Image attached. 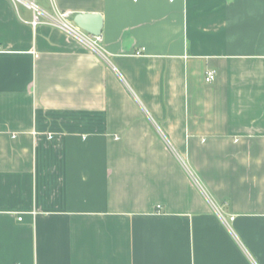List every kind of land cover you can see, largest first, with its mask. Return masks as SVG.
I'll use <instances>...</instances> for the list:
<instances>
[{"label":"crops","instance_id":"1","mask_svg":"<svg viewBox=\"0 0 264 264\" xmlns=\"http://www.w3.org/2000/svg\"><path fill=\"white\" fill-rule=\"evenodd\" d=\"M32 1L104 57L0 0V264H264V0Z\"/></svg>","mask_w":264,"mask_h":264},{"label":"built area","instance_id":"2","mask_svg":"<svg viewBox=\"0 0 264 264\" xmlns=\"http://www.w3.org/2000/svg\"><path fill=\"white\" fill-rule=\"evenodd\" d=\"M11 1L16 4H21L32 11L33 16H32L31 25L33 28H36L41 24H45L53 28H57L61 30L64 34H66L69 38L76 40L87 49L98 54L99 56L104 57L101 37L92 36L81 30L73 23L68 13L56 12L54 14H48L44 12L42 9H40L37 6V4L32 0H11ZM214 79H215L214 71H208L204 76V81L206 83H211Z\"/></svg>","mask_w":264,"mask_h":264},{"label":"water","instance_id":"3","mask_svg":"<svg viewBox=\"0 0 264 264\" xmlns=\"http://www.w3.org/2000/svg\"><path fill=\"white\" fill-rule=\"evenodd\" d=\"M73 23L92 36H100L102 19L99 14H76Z\"/></svg>","mask_w":264,"mask_h":264}]
</instances>
